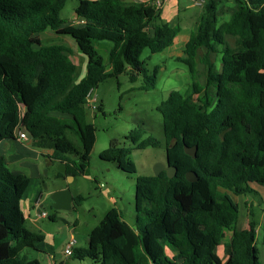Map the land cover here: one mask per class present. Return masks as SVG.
Listing matches in <instances>:
<instances>
[{
	"label": "trees",
	"instance_id": "obj_1",
	"mask_svg": "<svg viewBox=\"0 0 264 264\" xmlns=\"http://www.w3.org/2000/svg\"><path fill=\"white\" fill-rule=\"evenodd\" d=\"M67 1L0 0V144L23 131L32 147L52 150L50 158L65 164V172L57 173L63 178L85 173L95 144V129L86 119L89 93L122 74L131 82L141 78V90L155 89L158 70L149 73L141 54L148 50L149 60L162 53L181 30L162 21L161 3L155 0H79L74 17L82 24L65 25L60 14ZM223 14L227 18L219 23ZM46 31L71 37L86 57L79 81L71 49L37 39ZM93 41L112 43L109 72ZM218 55L219 68L214 62ZM174 60L187 67L189 83L170 92L157 111L165 159L176 167L175 177L169 179L165 172L137 177L133 223L110 208L89 232L87 247L75 248L71 259L92 264H261L256 245L261 199L254 187L264 186V0L225 5L204 0L182 55ZM127 139L137 149L160 144L145 137L141 127ZM183 145H197L195 159L184 153ZM129 154L113 140L99 158L133 174ZM188 171L197 174L196 182L185 179ZM29 184L27 175L11 172L0 157V264H41L27 255L43 238L25 227L21 202ZM242 196L254 201L246 207L245 226L237 230L240 208L234 197ZM83 200L73 196L71 208Z\"/></svg>",
	"mask_w": 264,
	"mask_h": 264
},
{
	"label": "rangeland",
	"instance_id": "obj_2",
	"mask_svg": "<svg viewBox=\"0 0 264 264\" xmlns=\"http://www.w3.org/2000/svg\"><path fill=\"white\" fill-rule=\"evenodd\" d=\"M78 1L68 0L61 11L60 17L65 25L74 23V9ZM175 1L179 3L180 9L175 22L176 25H180L181 30L173 44L165 50V53L151 55L149 60H147L148 50H144L140 57L149 73H152L155 68L158 70L155 89L149 91L141 90L143 85L141 78L131 82L127 74H122L117 78L105 80L94 89L92 98L95 101L96 108L99 106V109L93 111L89 108V104H86V119L95 129V144L84 174L71 177L72 180L58 177L57 173L58 169H61V164L50 158L52 150L32 147L31 140L28 138L18 145L10 143L9 140L1 145L4 159H7L13 153L11 147L21 150L27 147L34 151L32 154L22 157L28 165L19 166L17 163H10L9 169L21 171L30 178L26 198H24L25 203L28 200L33 204L37 203L41 205L40 210L47 214L45 218L38 221V224L42 225L43 238L40 242L34 243V246L43 248V251L54 255L57 261L74 262L73 259L64 257L58 250L62 249L72 224L76 223V227L72 230V235L80 246L86 248L85 237L102 220L110 208L115 207L121 213L124 221L130 224L133 223L135 217L133 203L136 178L139 176H151L157 163L165 164L162 118L157 111V107L167 99L170 92L182 91L189 83L187 67L176 62L171 57L180 55L189 39L196 17L202 11L204 4V0ZM220 3L225 5L230 3V0H220ZM226 18L225 14L220 16L219 23ZM37 39L43 45L60 44L68 46L71 49L69 57L77 67L76 79L79 80L86 68V57L79 51L71 37L46 31L37 36ZM94 44L97 53L104 60L105 67L108 66L107 47L110 43L100 41ZM219 59L220 55L214 58L217 68L220 66ZM198 70L200 72L202 70L200 65ZM201 80L203 81L200 78ZM138 127L145 130V137L152 136L160 144L157 147H147L145 149L135 148L127 139V136L131 130ZM113 140H117L120 147L130 150L129 158L135 164L136 173H124L113 162H105L99 158V154ZM74 144L77 148L80 146L77 140L74 141ZM57 186H67L73 196H83V202L80 205H73L68 211L53 209L50 193ZM256 190L264 195V186L257 185ZM234 200L240 208L237 230H241L246 224V207L249 206L251 201H254V198L252 196H242L234 197ZM22 211L27 217L25 210L23 209ZM49 216L52 219H49ZM258 217L260 218V215ZM25 227L28 230L34 229L28 218L25 222ZM80 240H82V243ZM256 245L259 250L261 264H264L263 227H259L257 230ZM27 255L30 259H37L41 264L48 263V260L43 255L32 254L31 251Z\"/></svg>",
	"mask_w": 264,
	"mask_h": 264
},
{
	"label": "crops",
	"instance_id": "obj_3",
	"mask_svg": "<svg viewBox=\"0 0 264 264\" xmlns=\"http://www.w3.org/2000/svg\"><path fill=\"white\" fill-rule=\"evenodd\" d=\"M90 1H93V0H90ZM126 2H135V3H140V2H147V1H149V0H125ZM155 3H161V5H160V9H161V19H162V21L163 22H165V23H167V24H169V25H171V26H175L176 25V18L178 17V14H179V11H180V9H179V3H176V1L175 0H162V1H160V0H155ZM187 6L189 7V5L187 4ZM73 20H74V23H70V24H68V25H73V26H80L81 24H82V21H80V20H76L75 19V17L73 18ZM41 35V34H40ZM95 42H100V41H93L92 42V45H93V47L95 48V50H96V47H95ZM108 42V41H107ZM110 43V45L107 47V65H108V54H109V51H110V49H111V47H112V43L111 42H109ZM184 48V47H183ZM167 50V49H166ZM182 51H183V49H182ZM182 51H181V53H180V55H177V56H175V57H171L173 60L176 58V57H179V56H181L182 55ZM162 53H165V51H163ZM99 54V53H98ZM100 55V54H99ZM103 59V58H102ZM86 62H87V59H86ZM86 62H85V67H86ZM103 63H104V60H103ZM108 67V68H107ZM105 69H106V71L107 72H109V70H110V68H109V65L108 66H106L105 67ZM85 72H86V68H85V71H84V73L83 74H81V77L79 78V80L81 79V78H83L84 77V75H85ZM79 80H77V81H79ZM94 91V90H93ZM93 91L91 92V95L93 94ZM17 137V136H16ZM15 137V138H16ZM27 139V138H26ZM25 139V140H26ZM10 141V143H12V144H14V145H18V144H20V143H22L24 140H22V141H20V140H18L17 138L15 139V140H9ZM4 143V142H3ZM3 143H1L0 144V157H2V155H4V152L2 151V149H1V145L3 144ZM6 144V143H5ZM11 149H12V154L11 155H9V157L7 158V159H4V162H5V164H6V166L8 167V169H9V164L10 163H17L19 166H25V165H28L26 162H24V160H23V156H25V155H27V154H32V153H34V151L33 150H30L29 148H27V147H24V150H21V149H13L12 147H11ZM10 170V169H9ZM11 172H13V173H21V174H24V173H22L21 171H16V170H10ZM69 176H66L65 177V179L66 178H68ZM70 180H72V178H70ZM256 187L257 186H255L254 188H255V190H256ZM64 189H67L68 190V187L67 186H57V187H55L52 191H51V193L52 192H54V191H56V190H64ZM257 191V190H256ZM50 193V194H51ZM257 193L259 194V196H260V199H261V203H260V206H259V208H258V210L260 211L259 212V215H260V218H259V227H263L264 228V195H262L261 193H259L258 191H257ZM72 196H73V194H72ZM24 198H26V195H25V197ZM28 199V198H27ZM24 200V199H23ZM73 202V201H72ZM25 200L24 201H22L21 202V206H22V210L24 209L25 210V213H26V216L27 217H25V222H26V220H27V218L31 221V224H32V226L34 227V229L33 230H29V231H31V232H34V233H38V234H41L42 235V232H43V229H42V225H39L38 224V221L39 220H41V219H43L42 217H40V213L42 212L41 210H40V207H41V205H39V204H37V203H31V202H29V200L25 203ZM72 205V204H71ZM262 206H263V208H262ZM32 213H34L33 215H32ZM24 216H25V214H24ZM128 223V222H127ZM128 224H130V223H128ZM132 224V223H131ZM130 224V225H131ZM76 227V223H74V224H72V228L71 229H69V235L67 236V239L65 240V242H64V244H63V247H64V245L67 243V241L71 238V237H73L74 238V236L72 235L73 234V229ZM38 230V231H34V230ZM89 234V233H88ZM88 234H87V236L85 237V241H86V243H87V239H88ZM75 239V238H74ZM76 241V240H75ZM80 242L82 243V240H80ZM77 246V247H76ZM63 247H62V249H63ZM75 248H85V247H83V246H80L78 243H77V241H76V245H75ZM74 248V249H75ZM62 249H58L59 250V252H61L62 253ZM44 249L43 248H37V246H33V248L32 249H29V251H28V253L31 251L32 252V254H38V255H43L47 260H48V263L47 264H92L89 260H84V261H77V260H74V262H72V263H67L66 261H63V260H56V258L54 257V255H51L50 253H48V252H45V251H43ZM220 252H221V249H218L217 250V253L218 254H220ZM223 258V257H222ZM40 262V261H39ZM77 262V263H76Z\"/></svg>",
	"mask_w": 264,
	"mask_h": 264
},
{
	"label": "water",
	"instance_id": "obj_4",
	"mask_svg": "<svg viewBox=\"0 0 264 264\" xmlns=\"http://www.w3.org/2000/svg\"><path fill=\"white\" fill-rule=\"evenodd\" d=\"M24 111L26 110V107L24 106ZM184 153L191 157L192 159L196 158L198 147L197 145H194L192 147H188L186 145H183ZM66 170L65 164H61V169H58L59 173H64ZM161 172H165L167 178L172 179L175 177L177 169L176 167L169 166L167 162L165 161V164L157 163L154 166V176H158ZM71 178V177H68ZM185 179L190 182L194 183L198 180L197 174L193 171H188L185 173ZM50 199L52 201V207L55 210H70L71 204L73 201V196L71 192L67 189L64 190H56L50 194Z\"/></svg>",
	"mask_w": 264,
	"mask_h": 264
},
{
	"label": "built area",
	"instance_id": "obj_5",
	"mask_svg": "<svg viewBox=\"0 0 264 264\" xmlns=\"http://www.w3.org/2000/svg\"><path fill=\"white\" fill-rule=\"evenodd\" d=\"M159 5H160V3H158V6ZM91 92L89 93V95L86 98V104L88 103L89 108H91V110L95 111L97 106H95V103H94L95 101L92 98ZM86 104H85V107H86ZM16 136H17L16 138L20 141L25 140L27 138L26 134L21 130L17 131ZM46 216H47V214L45 212L40 213V217L45 218ZM75 245H76V241L73 237H71L63 247V250H62L63 256L66 258H70L72 256Z\"/></svg>",
	"mask_w": 264,
	"mask_h": 264
}]
</instances>
